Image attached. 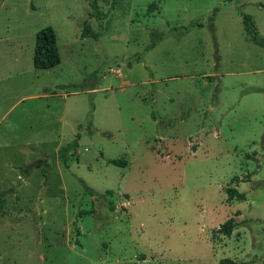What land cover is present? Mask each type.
<instances>
[{
	"label": "rangeland",
	"instance_id": "rangeland-1",
	"mask_svg": "<svg viewBox=\"0 0 264 264\" xmlns=\"http://www.w3.org/2000/svg\"><path fill=\"white\" fill-rule=\"evenodd\" d=\"M243 15L264 39V0H0V264H264ZM45 27L60 64L36 70Z\"/></svg>",
	"mask_w": 264,
	"mask_h": 264
},
{
	"label": "trees",
	"instance_id": "trees-1",
	"mask_svg": "<svg viewBox=\"0 0 264 264\" xmlns=\"http://www.w3.org/2000/svg\"><path fill=\"white\" fill-rule=\"evenodd\" d=\"M251 19L250 17L243 15V25L245 33L250 37L251 41L259 46L264 48V39L260 38L257 32H253L250 27ZM154 46V43L151 44V47ZM33 67L36 70H51L60 64V54L58 51V46L56 42L55 32L51 27H45L41 29L35 35L34 51H33ZM71 147V146H69ZM68 147V148H69ZM68 148H62L61 151L67 150ZM113 165H126L125 161L111 160ZM40 162L36 161L31 165L27 166L24 169L23 175H25L32 168H39ZM46 177V175H44ZM238 178H234V182H237ZM91 195H95V192L87 189ZM227 201H232L233 199L239 200L243 197L242 193H239L236 189L227 188ZM8 193H0V206H3L6 202V195ZM235 221L233 218H229L224 223H222L217 232L223 236H231L233 230L235 229ZM219 264H235L229 259H222L219 261Z\"/></svg>",
	"mask_w": 264,
	"mask_h": 264
},
{
	"label": "crops",
	"instance_id": "crops-1",
	"mask_svg": "<svg viewBox=\"0 0 264 264\" xmlns=\"http://www.w3.org/2000/svg\"><path fill=\"white\" fill-rule=\"evenodd\" d=\"M34 68V67H33ZM59 151V150H58ZM39 169H40V167H39ZM24 173V172H23ZM30 175V173L29 172H27L25 175H22L23 177L25 176V177H28ZM23 177L20 179L22 182H23ZM45 177V176H44ZM225 237V236H224Z\"/></svg>",
	"mask_w": 264,
	"mask_h": 264
}]
</instances>
